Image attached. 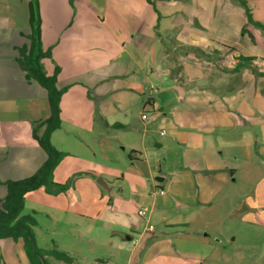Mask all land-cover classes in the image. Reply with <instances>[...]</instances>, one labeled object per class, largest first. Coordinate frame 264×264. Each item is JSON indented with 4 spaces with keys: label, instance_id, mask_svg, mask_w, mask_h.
<instances>
[{
    "label": "rangeland",
    "instance_id": "obj_1",
    "mask_svg": "<svg viewBox=\"0 0 264 264\" xmlns=\"http://www.w3.org/2000/svg\"><path fill=\"white\" fill-rule=\"evenodd\" d=\"M145 1L151 13L147 12L146 19L138 26L139 31L145 33L151 27L154 29L153 25H149L153 17L155 26L163 36V42L170 43L165 29L177 22L181 6L158 7L154 0ZM212 1L215 0H187L185 5L193 10L199 5H206V14L200 21L207 23L209 28H216L214 19L207 17L215 11L218 4ZM219 1L227 2V6L240 8L236 12H241L240 17L234 21L241 23L243 28L240 27L239 32L231 37L233 42L230 43L236 47L237 53L245 56L250 51L263 53L264 29L257 27L254 22L264 24V0H245L252 20L248 19L246 7L239 0ZM218 8L221 11L222 7ZM226 11L232 9L227 7ZM138 15L143 14L139 11ZM249 29L256 33V43L242 41L254 36ZM245 32L246 35L243 36ZM251 40L255 41L253 38ZM132 45L134 48L130 46L113 65L120 62L132 64L131 57L139 62H145L150 57L148 52L142 50L137 54L134 42ZM94 53L95 50L92 49L79 53L78 61L82 62L84 68L96 72L82 74L77 84H73L82 91L73 89L67 94L63 112H60L61 128L54 130L55 133L50 138L58 150L71 151V154L59 162L58 169L55 168L53 180L68 182L67 200L70 201L69 195L73 194V202H76L78 193L84 191H88L87 198H91L92 185L96 184L99 177L103 178L108 182V187L111 186V190H108L97 182L99 193L108 199L104 211L112 213L114 210L116 217L126 214L131 221H139V225L132 228L133 231L129 227L126 229L133 240L122 241L118 236L111 235L114 229H122L123 226H116L108 220L107 215L100 214L96 218L79 217L63 209L61 197L38 193L44 197L33 196L25 203L23 210V213H29L31 209L36 211L37 225L33 229L36 232L37 246H55L58 250L67 251L74 258L70 264H166V260L177 264H264V73H260L262 90L258 86L256 98L253 97L256 94L253 84L252 88H239L236 92L238 100L241 99V115L235 111L230 118L234 121L238 116L240 127L232 129L233 131L219 128L209 130L204 127L213 147L208 151H190L177 145L170 136L174 113L164 111L157 116L151 104L145 102L150 94L156 97L159 93L155 87L148 93L151 83L149 72L144 70L147 77L144 91H140L136 97H126L124 102L125 91L122 88L127 83L126 77L116 76L115 68L111 73L108 67L104 72L102 67L95 66L92 61L94 59L90 60ZM213 68L214 65L212 70ZM106 72L113 78L100 81L101 74ZM215 72L217 71H213ZM111 83L115 86L113 94L106 90L101 95ZM199 85L190 84L189 93L193 90L201 91L203 88ZM160 89V93H166L168 97L174 94L173 89H163L162 85ZM211 92L208 89L201 91L200 99L212 109L217 96H209V99L207 95ZM247 93L251 96H247ZM229 94L232 96L233 92ZM233 96L236 100V94ZM160 97L161 95L157 98L161 101ZM157 98L154 101L157 102ZM100 111L107 113L100 116ZM210 112L211 115H204L214 118L219 115L216 112L213 116L214 111ZM142 113H146L147 119L141 120ZM245 115L251 116L252 120ZM102 117L103 122L104 118L108 119L110 125L127 120L128 125L124 124V128L106 127ZM208 127L211 129V125ZM142 133L147 152L141 156L144 161L134 163L133 168L144 171L146 168L153 169L154 174L165 173L166 179L170 177L168 173L175 169L188 171L199 183L197 186L201 194L196 207L158 208L153 203L154 198L148 195L150 182L141 185L126 176L122 180V174L129 175V168L132 166L127 154L131 153V146L140 143ZM235 143L243 147L235 148ZM245 143L248 147L244 146ZM97 172L99 177L95 178L92 174ZM151 182L165 184V181L156 178H152ZM4 192L2 198L7 192L5 187L1 195ZM140 210L145 216L148 215L146 223L138 216ZM125 221L126 219L124 223ZM149 225L153 227L152 231L148 229ZM140 231L142 235H139ZM48 260L50 264H62L54 257H48Z\"/></svg>",
    "mask_w": 264,
    "mask_h": 264
},
{
    "label": "crops",
    "instance_id": "obj_2",
    "mask_svg": "<svg viewBox=\"0 0 264 264\" xmlns=\"http://www.w3.org/2000/svg\"><path fill=\"white\" fill-rule=\"evenodd\" d=\"M38 2L41 19V47L43 51L49 53L47 57L42 58L41 63L47 74H52L58 68L56 86L63 90L60 98L61 113L67 94L73 89L82 91L73 84H77L82 74L96 72V70L84 68L82 62L78 61V55L83 50H95L94 57L90 60L94 59L92 60L94 65L98 68L102 67L104 72L107 67L111 73V70L115 68L116 76L126 77L127 83L122 88L125 91L124 102H126V97L127 99L130 96L136 97L140 91H144L147 78L144 70L151 75L148 93L152 92L153 87L157 88V92L160 93V85L163 89H173L174 94L171 97H168L166 93H160V101L157 98L160 96L159 93L156 97L150 94L145 102L149 103L148 105L151 104L157 116L159 112L164 111L174 113L170 136L177 145L186 147L190 151L207 150L213 147L210 143L211 139L205 134L204 127L209 130L219 128L226 131H233L240 127L238 116L234 121L230 118L231 113L236 111L240 114L241 112L239 111L241 99L238 100L237 90L253 84L256 93L258 86L262 84L259 78H261L260 73H264V52H248L247 56L255 57L251 66L234 68L237 62L236 56L243 55L238 54L236 47L230 44L233 42L231 37L239 32L240 27L243 28L241 23L234 21L240 17L241 12L236 14L240 8L227 6L228 3L225 1H212L218 4L215 11L209 13L207 17L214 19L216 28H209L207 23L200 21V18L206 14V5H199L196 10H193L185 5L187 0H154L158 7L181 6L177 22L165 29L170 43L163 42V36L155 26L153 17L149 25H153L154 29L151 27L152 29L145 33L139 31V24L146 19L147 12L151 13V10L148 11V4L145 0H38ZM28 3L29 0H0V199L5 194L4 192L1 195L5 187L3 181L17 180L33 174L47 158L45 151L33 136L34 130L36 134H41L44 126H40L39 123L50 115L47 91L35 80H28L25 71L17 61L18 48L29 42L27 38L30 33ZM219 6L222 7L221 11ZM227 7L232 11H226ZM139 11L143 15H138ZM249 30L254 36L242 41L256 43V33L252 29ZM246 32H248L247 29ZM246 32L242 35H246ZM262 41L264 42V39ZM132 42H134L137 54L142 50L148 52L150 57H147L145 62H139L131 57L132 64L125 65L120 62L113 65L117 59L123 57L124 52H127L130 46L134 48ZM189 48H197L201 52ZM212 65H214L213 70ZM213 71L217 72L213 73ZM101 75L100 81L108 77L113 78L107 72ZM192 83L200 84L199 86L204 90H211L212 92L207 95L209 99L211 98L209 96H217L215 104L212 103L215 107L211 109L209 104L200 99L203 89L189 93ZM103 86L104 84L100 87ZM114 87L111 83L101 95L106 90H109L112 95ZM260 90H262L261 87ZM230 92L236 94L237 101L234 100L233 94L232 96L229 94ZM253 97L256 98L257 93ZM155 98L157 102L154 101ZM119 102H122V99H119ZM183 111H185L184 116H182ZM210 111H214L213 116L216 112L219 115L216 118L204 115H211ZM106 113L107 111L105 113L100 111V116ZM175 113H177L176 117ZM106 116L108 118L109 114ZM247 118L252 120L251 116ZM101 119L103 122V117ZM103 123L106 127H113L115 124L110 125V121L105 118ZM120 124H122L121 128H124V124L128 125V120ZM210 125L211 129L208 127ZM132 130L135 128L132 127ZM54 133L55 131L52 132L51 137ZM143 137L144 133L140 137V143L131 146V153L127 154L132 166L129 168V175L122 174V180L126 176L141 185L150 182L148 195L154 198L153 203L158 208L169 209L181 206L191 209L196 207L199 204L201 192L197 186L199 184L197 179L188 171L175 169L168 173L170 177L166 179L165 173L154 174L153 169L146 168L147 170L144 171L133 168L134 163L144 161L141 156L147 152L144 148ZM157 146L161 148L160 144ZM244 146L248 147L246 143ZM240 147L243 146L235 143V148ZM64 152L67 153L66 156L71 154L69 150ZM59 166L60 164L56 169ZM92 175L95 178L99 177L98 172ZM157 176L163 178L161 181H165L164 185L151 182V179ZM98 180L105 182L101 177ZM97 182L90 189L91 198H87L88 191H84L81 192L83 194L78 193L76 202H73L75 197L73 194H68L71 196V198L68 197L69 201L66 194L51 195L43 189H37L26 195L24 208L25 203L33 196L38 195L35 198L44 197L43 194L38 193L61 197L60 203L62 202L63 209L67 212L79 217L90 218H96L100 214L107 215L108 220L116 226H123L122 229H114L112 237L118 236L122 241L133 240V236L126 229L129 227L130 231H133L132 228H137L139 221H131L126 214L116 217L114 210L111 211L112 213L104 211L108 199L99 193ZM105 183L108 187V182ZM202 183L204 181L200 184ZM158 188L162 190L159 193L154 191ZM108 190H111V186ZM144 209L148 211V208L144 207ZM31 211L35 210L31 209ZM138 216L146 223L145 219L148 215L138 214ZM148 229L152 231L153 227L149 225ZM139 235H142L141 231ZM164 263L177 264L175 261L168 260ZM0 264H29L21 240L0 239Z\"/></svg>",
    "mask_w": 264,
    "mask_h": 264
},
{
    "label": "trees",
    "instance_id": "obj_3",
    "mask_svg": "<svg viewBox=\"0 0 264 264\" xmlns=\"http://www.w3.org/2000/svg\"><path fill=\"white\" fill-rule=\"evenodd\" d=\"M239 1L246 7L248 19L252 20L245 0ZM28 9L30 33L27 38L29 42L18 48L17 61L25 71L26 78L35 80L47 91L50 115L39 123L40 126H44L41 134H36V130L33 132L34 138L45 151L47 158L33 174L17 180L3 181L7 192L5 197L0 199V239L21 240L29 264H50L48 257H54L64 264H70L74 258L66 251L58 250L55 246L52 248L37 246L33 229L37 225L36 212L23 213L27 194L43 189L51 195H64L69 190L68 182L60 183L53 180L55 168L67 153L58 150L50 141L52 132L60 127V98L63 90L56 86L58 68L52 74H47L41 63L42 58L47 57L49 53L43 51L41 47L38 0H29ZM254 23L257 27L264 29V24ZM189 49L201 52L197 48ZM254 59V56L238 55L234 68L250 67ZM114 126L122 127V124L115 123Z\"/></svg>",
    "mask_w": 264,
    "mask_h": 264
},
{
    "label": "built area",
    "instance_id": "obj_4",
    "mask_svg": "<svg viewBox=\"0 0 264 264\" xmlns=\"http://www.w3.org/2000/svg\"><path fill=\"white\" fill-rule=\"evenodd\" d=\"M141 118H142L143 120H144V119H147V115H146V113H142V114H141ZM154 191H155V192L157 191V192L159 193V192H161L162 190L158 188L157 190H154ZM138 214H139V215H143L144 212L140 210V211L138 212Z\"/></svg>",
    "mask_w": 264,
    "mask_h": 264
},
{
    "label": "water",
    "instance_id": "obj_5",
    "mask_svg": "<svg viewBox=\"0 0 264 264\" xmlns=\"http://www.w3.org/2000/svg\"><path fill=\"white\" fill-rule=\"evenodd\" d=\"M156 179L159 180V181H161L163 178L160 177V176H157ZM98 183H99L101 186H103L104 188L108 189L106 183H105L103 180H98Z\"/></svg>",
    "mask_w": 264,
    "mask_h": 264
}]
</instances>
